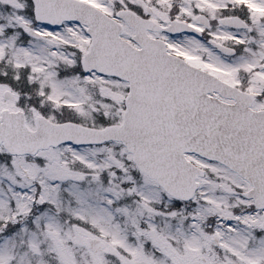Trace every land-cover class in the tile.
<instances>
[{
    "label": "snow or ice",
    "instance_id": "6c2138e0",
    "mask_svg": "<svg viewBox=\"0 0 264 264\" xmlns=\"http://www.w3.org/2000/svg\"><path fill=\"white\" fill-rule=\"evenodd\" d=\"M0 264H264V0H0Z\"/></svg>",
    "mask_w": 264,
    "mask_h": 264
}]
</instances>
